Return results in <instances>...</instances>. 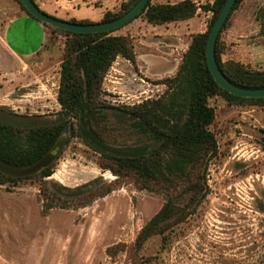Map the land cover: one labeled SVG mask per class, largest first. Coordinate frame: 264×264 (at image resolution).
Here are the masks:
<instances>
[{
    "label": "rangeland",
    "instance_id": "1",
    "mask_svg": "<svg viewBox=\"0 0 264 264\" xmlns=\"http://www.w3.org/2000/svg\"><path fill=\"white\" fill-rule=\"evenodd\" d=\"M124 1L97 0L89 7L95 3L118 12ZM193 1L200 6L214 2ZM16 5L0 0V9L9 10H0V119L13 120L9 112L53 119L56 110L45 102L51 97L40 86L47 71L59 77L67 37L48 25L43 41L38 30L22 22L5 33ZM263 7L264 0H244L232 13L221 36L223 61L264 72ZM212 18V12L199 10L188 21L152 26L137 19L116 31L132 37L141 63L117 59L104 80L106 100L134 106L162 96L163 82L176 76L192 37L207 32ZM42 41L37 56L24 59L32 71L7 49L25 55ZM209 105L215 111L210 130L217 152L201 174L207 197L195 211L188 207L182 223L137 244L142 229L164 206V194L141 188L132 176L119 178L103 170L100 155L74 138L59 156L51 180L76 188L102 177L116 182L117 189L86 207L44 214L37 181L0 186V264H264V107L229 103L222 96L211 98ZM112 122L117 124L115 118ZM112 140L133 141L120 134Z\"/></svg>",
    "mask_w": 264,
    "mask_h": 264
},
{
    "label": "trees",
    "instance_id": "2",
    "mask_svg": "<svg viewBox=\"0 0 264 264\" xmlns=\"http://www.w3.org/2000/svg\"><path fill=\"white\" fill-rule=\"evenodd\" d=\"M14 1L29 17L40 22L20 0ZM139 1L126 0L118 12L107 11L99 21L64 20L41 12L62 22L100 25L124 17ZM226 2L214 0L213 4L200 6L193 0L176 3L150 0L139 16L127 24L144 19L149 25L164 26L191 20L199 10L213 13L208 31L192 37L176 76L163 82L164 94L134 106L112 105L106 100L104 90L106 75L117 59L137 64L132 37L115 35L122 28L98 34L60 30L67 37L57 96L61 110L53 119L13 112H9L13 120L0 119V186L16 187L23 182L37 181L44 214L55 208L86 207L111 194L118 184L102 177L76 188L51 180L59 156L71 139L78 138L100 155L103 170L119 178L132 176L141 188L164 194V206L142 229L137 244L142 245L182 223L188 216V207L195 211L207 197L205 175L201 174H205L209 160L217 152L216 137L210 130L215 111L209 100L222 96L229 103L264 107V98H242L225 91L209 70L207 42ZM243 2L237 0L219 35L216 63L232 84L245 89H263L264 72L222 59V33L232 13ZM259 19L264 30V7ZM114 118L117 124L112 122ZM116 134L133 141L117 143L112 140ZM56 149L59 152L54 154Z\"/></svg>",
    "mask_w": 264,
    "mask_h": 264
},
{
    "label": "water",
    "instance_id": "3",
    "mask_svg": "<svg viewBox=\"0 0 264 264\" xmlns=\"http://www.w3.org/2000/svg\"><path fill=\"white\" fill-rule=\"evenodd\" d=\"M149 1L150 0H140L138 5L130 13L115 21L100 25H86V24L68 23V22H62L56 20L50 16L43 14L41 10L36 8V6L31 2V0H20V2L24 5L27 11L36 20L40 21L41 23L52 26L56 29H60L72 33H79V34L106 33V32H113L120 28H123L124 26H126L132 20L136 19L139 16V14L147 7ZM236 2L237 0H227L213 28L210 31L207 42V48H206L208 67L216 83L231 95L242 98H253V99L264 98V88L245 89L232 84L221 73L216 63V56H215L216 43ZM57 151L58 149L54 151V154H56Z\"/></svg>",
    "mask_w": 264,
    "mask_h": 264
},
{
    "label": "crops",
    "instance_id": "4",
    "mask_svg": "<svg viewBox=\"0 0 264 264\" xmlns=\"http://www.w3.org/2000/svg\"><path fill=\"white\" fill-rule=\"evenodd\" d=\"M34 3L39 7V9L41 11H44L52 16H55L57 18H61L64 20H69V19H77V20H92V21H99L102 19V17L104 16V14L108 11L107 7H102V6H98L97 4L95 5L94 3V7H89V4L92 3V1H97V0H89L88 2L85 0H33ZM102 2L108 3L110 0H101ZM159 3H162L161 1L163 0H159ZM83 4V6L81 8H77L75 7L76 5H78L79 3ZM169 0H167L166 3H168ZM78 3V4H77ZM171 3V2H169ZM176 3V2H175ZM98 6V7H97ZM1 13H6L9 12L8 9L4 10V9H0ZM13 10L16 11V16L14 18H12L10 21H8L7 23H5V33L7 32V30H10L11 27L18 22H22L24 23L26 26L32 28V29H36L40 32V34L42 35V40L44 41V38L47 39V28L41 24L40 22L35 21L34 19H32L31 17H29L25 12H23L19 5L17 4L15 7L13 6ZM3 28V27H2ZM43 41H42V45L40 46V48L31 51L29 54H25V55H20L18 53H16L14 50L11 51L9 48L8 51L11 53L12 56L16 57L17 59H20L23 63V66L25 69H27V71H32L34 69V66L31 63H28L27 61H24V59L27 58H33L35 56H37V54L42 50L43 48ZM7 47V46H6ZM124 61H127L124 59ZM137 63L140 64L141 61L139 60L138 56H137ZM46 76L43 77V79H45V81L43 83H41V89L45 90L47 92V94H49L48 96L51 97L50 101H45L47 104H52L54 109L56 110L55 113L59 112L61 110V107L58 103L57 100V96H58V89H59V80H60V75L59 77H57V79L52 78V75H50V72L47 71ZM48 84V85H47ZM52 86V88L50 87V85ZM47 89V90H46Z\"/></svg>",
    "mask_w": 264,
    "mask_h": 264
}]
</instances>
